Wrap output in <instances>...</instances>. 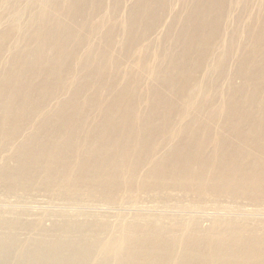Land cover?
<instances>
[{
  "label": "bare ground",
  "instance_id": "6f19581e",
  "mask_svg": "<svg viewBox=\"0 0 264 264\" xmlns=\"http://www.w3.org/2000/svg\"><path fill=\"white\" fill-rule=\"evenodd\" d=\"M122 2L115 0L111 12ZM169 4L135 0L124 23L101 33L92 19L104 0H0V21L13 14L0 35V153L11 150L0 165V190L61 188L76 199L175 187L193 195L264 194V7L256 17L248 12L251 0H190L174 14L170 46L153 70L149 105L140 111L132 82L117 83L108 50L121 36V48L132 51ZM232 7L242 10L237 25L246 15L249 37L235 28L218 55L214 45ZM96 33L99 43L89 44ZM14 38L12 55L3 60ZM222 78L229 81L224 92L217 87ZM160 135L170 136L165 152ZM77 204L49 214L48 228L47 214L31 220L1 211L0 264H264V230L236 216L213 217L212 229L202 234L191 219L194 227L181 225L184 235L175 237L165 229L168 217L137 215L134 222L121 220L120 233L110 237L104 214ZM138 220L145 221L142 228ZM222 223L226 229H215Z\"/></svg>",
  "mask_w": 264,
  "mask_h": 264
},
{
  "label": "rangeland",
  "instance_id": "374dc122",
  "mask_svg": "<svg viewBox=\"0 0 264 264\" xmlns=\"http://www.w3.org/2000/svg\"><path fill=\"white\" fill-rule=\"evenodd\" d=\"M114 1L115 0H104V8L93 15V24L96 25L101 23V33H104L106 30H112L114 24L118 26L121 23H124L127 18L128 9L135 0H123L120 10H112L113 12H111ZM189 2L190 0H170L168 13L163 16L159 23L155 24L151 33L146 38L147 40H143L139 45H134L132 51L129 53H126L121 48V36L117 37V42L113 45L114 47L112 46L108 50L112 55V59L116 62V68L118 70L116 72L118 75L117 83L132 82L133 90L136 93L138 92L140 111H144L149 105L148 99L145 95L150 86L154 84L153 70L161 57L163 49L170 46V38L166 34L173 21L174 14L181 11V9L185 7L186 4L188 5ZM251 3V9H249L248 12L254 15L257 14L256 17H259V6L262 5L261 7H264V0H253V2L251 0ZM22 5H26V2H23ZM232 8L233 11L230 17L227 19L226 16V21L224 20L223 34L221 33L219 35L214 45V51L218 55H222L225 52L227 49L226 46L230 43L229 35L230 33L232 35L237 27L240 29L239 32L242 39L244 38L246 40L249 37L248 29L245 26L246 15H242L240 23L237 25V22H235L236 16L238 13H241L242 10H235V7ZM12 16L13 14H9V16L0 21V35L11 24L13 19ZM261 17L264 18V12L261 14ZM23 18L22 23L27 25L28 16L26 15ZM25 24L21 25V30L26 28ZM236 36L239 38L238 32L236 33ZM100 39L101 36L96 33L89 39V44H98ZM236 41L238 42L237 38ZM15 44L16 38L11 41L9 49L5 51L3 60L5 57L8 58L12 55ZM228 66H230V68ZM235 68L236 64L233 59L229 61L227 69L229 72H232ZM235 82L240 83L241 81L240 79H236ZM217 87L219 88V91H227L229 89V81L222 78L218 82ZM115 91L117 92L118 89ZM193 104H196V102ZM52 105L53 104L50 106L53 107ZM192 111L193 107L191 110L189 109V113ZM187 119L188 118H184L182 122H186ZM179 127L180 124L174 127V131L178 130ZM25 132L26 134H30L31 130L27 129L24 133ZM26 134L13 139L10 145L16 146L19 144ZM169 138L170 136L167 135L159 136L158 143L161 144L163 152L170 148V144H168ZM210 149L211 148H208V151H210ZM10 153V149L4 150L0 153V165ZM161 153L162 152H159L155 156V159H158L161 156ZM57 189L62 191L48 190L38 186L29 187L27 189L17 188L14 192H8L3 188L0 190V212L10 210L14 214L13 218L23 219V217H26L31 220L37 219L42 214H47L48 216L44 219L45 226L43 227L48 228L52 225L54 219L49 214L64 210L73 211L75 210L74 207L78 206L77 202H83L84 204L82 205H86L84 208L87 212L98 216H103L104 214L103 218H105L111 226L110 230L106 231L105 236L112 234L110 237L120 233L119 223L121 220L134 222L137 215L146 217L163 215L168 217L166 219L165 229L170 231V234L175 237H181L184 235V229H182L181 225L185 224V226H187L186 229L194 227L191 221L189 222L191 219L197 221V224L201 226L200 234H202L212 229L214 225L212 222L214 220L213 217H217L219 214L225 215V213L231 216H236L239 220L245 221L243 223L246 225L256 228L259 231L264 230V194L256 196L255 198L240 195L237 196L228 192L212 193L211 191L193 195L189 194V192L183 193V191L179 190L172 191L171 189H182L175 187L162 191H132L122 194L120 193L116 194L115 198L104 197L100 194L90 195L86 193L76 199L71 196L70 191L66 192L61 188ZM135 223L138 224L140 228L145 225V221L141 220H138ZM219 228L226 229L227 224L222 223L221 225L215 226V229ZM18 232L22 237L27 235L24 230H19ZM181 245L182 249L181 247L178 248V254H181L184 249L183 244Z\"/></svg>",
  "mask_w": 264,
  "mask_h": 264
}]
</instances>
